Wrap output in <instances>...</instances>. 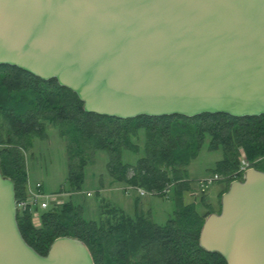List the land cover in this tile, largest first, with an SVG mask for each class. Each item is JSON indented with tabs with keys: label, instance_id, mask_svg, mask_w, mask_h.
Instances as JSON below:
<instances>
[{
	"label": "water",
	"instance_id": "1",
	"mask_svg": "<svg viewBox=\"0 0 264 264\" xmlns=\"http://www.w3.org/2000/svg\"><path fill=\"white\" fill-rule=\"evenodd\" d=\"M0 65L72 91L119 119L264 114V0H0ZM201 224L226 264H264V169L248 167ZM0 168V264H95L58 236L41 255L20 233Z\"/></svg>",
	"mask_w": 264,
	"mask_h": 264
},
{
	"label": "trees",
	"instance_id": "2",
	"mask_svg": "<svg viewBox=\"0 0 264 264\" xmlns=\"http://www.w3.org/2000/svg\"><path fill=\"white\" fill-rule=\"evenodd\" d=\"M49 123L56 125L65 139L67 181L76 190L83 181V168L88 162L85 153L89 151H107L108 170L114 180L159 194L170 183L176 184L179 191L189 189L183 172L206 139L209 150L222 152L213 173L230 180L236 178L242 155L251 163L264 156V114L234 117L204 113L130 119L101 116L84 112L78 97L55 80L43 81L18 68L0 65V168L14 181L16 201L27 198L24 151L28 139L43 135ZM139 131L145 135V154L135 165L124 163L121 150L136 149L131 137ZM108 205L101 208L99 221L84 219L81 206L71 201L50 202L39 212L37 226L32 222L36 206L19 210L16 220L24 240L41 255L54 238L72 236L86 243L95 264L223 262L219 254L199 246L198 234L205 217L187 211L193 206H179L182 214L159 225L146 216L133 217Z\"/></svg>",
	"mask_w": 264,
	"mask_h": 264
},
{
	"label": "rangeland",
	"instance_id": "3",
	"mask_svg": "<svg viewBox=\"0 0 264 264\" xmlns=\"http://www.w3.org/2000/svg\"><path fill=\"white\" fill-rule=\"evenodd\" d=\"M131 141L136 149L123 148L121 160L135 165L145 154V135L139 131ZM29 146L24 151L27 170L26 189L41 184L40 191L55 196L51 204L71 201L80 205L82 215L86 220L99 221L101 208L108 206L120 207L127 215L146 216L152 222L163 225L177 213H183L179 206L190 205L187 210L198 217H205L209 212L220 209V193L226 188L224 181L217 180L205 187L199 188V181L212 175L215 164L222 158L221 150L208 149V139L201 146L197 156L189 161L183 175L189 184L188 190L179 191L178 186L170 183L161 194L140 196L136 188L128 189V184L114 180L108 170L109 155L105 150L85 153L88 162L83 168V181L80 189H73L67 181L68 156L65 139L60 135L58 127L52 123L46 124L43 135H31ZM3 146V145H1ZM0 146V148H1ZM83 146V145H82ZM244 155L241 156L243 158ZM264 165V156L252 162V166ZM132 173L129 172V176ZM182 176V174H181ZM183 177V176H182ZM87 193H90L89 195ZM179 199L181 202H179ZM180 203V204H179ZM59 204V203H57Z\"/></svg>",
	"mask_w": 264,
	"mask_h": 264
},
{
	"label": "built area",
	"instance_id": "4",
	"mask_svg": "<svg viewBox=\"0 0 264 264\" xmlns=\"http://www.w3.org/2000/svg\"><path fill=\"white\" fill-rule=\"evenodd\" d=\"M252 166V163L246 160L244 157L240 159V164L238 169L236 170V175H241L248 167ZM224 176L219 173H212L211 176L205 177L199 181V188L204 191L205 187L209 184H211L213 181L221 180ZM41 184H36L35 187L29 188V191H27V198L25 200L16 201V208L17 212L21 209H25L27 205L29 206H36L35 211L32 212V222L35 226L39 225V212L42 210H45L48 208L50 201L55 200L54 195L50 194H44L40 191ZM136 188V191L140 196H144L147 194H159V192L155 191H148L142 187L139 186H133L129 185L127 189H125L126 192H128V189ZM163 192V191H162ZM88 195L90 193H87ZM56 202V201H54ZM57 203H60V201H57Z\"/></svg>",
	"mask_w": 264,
	"mask_h": 264
},
{
	"label": "flooded vegetation",
	"instance_id": "5",
	"mask_svg": "<svg viewBox=\"0 0 264 264\" xmlns=\"http://www.w3.org/2000/svg\"><path fill=\"white\" fill-rule=\"evenodd\" d=\"M258 169H261V170H263L264 169V165H262V166H256ZM241 175H236V178H239ZM235 178V179H236ZM234 179V178H233ZM233 179H231V180H233ZM222 181H224V183H226L225 185H228V183L231 181L230 180V177H224L223 179H221ZM226 187V186H225ZM221 264H226V262H225V260L223 259V262L221 263Z\"/></svg>",
	"mask_w": 264,
	"mask_h": 264
},
{
	"label": "crops",
	"instance_id": "6",
	"mask_svg": "<svg viewBox=\"0 0 264 264\" xmlns=\"http://www.w3.org/2000/svg\"><path fill=\"white\" fill-rule=\"evenodd\" d=\"M120 208V207H119ZM121 209V208H120Z\"/></svg>",
	"mask_w": 264,
	"mask_h": 264
}]
</instances>
